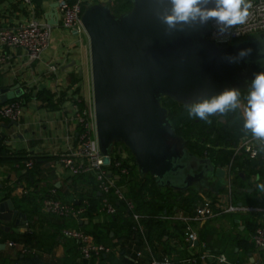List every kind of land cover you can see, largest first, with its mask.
Segmentation results:
<instances>
[{
	"label": "crops",
	"instance_id": "1",
	"mask_svg": "<svg viewBox=\"0 0 264 264\" xmlns=\"http://www.w3.org/2000/svg\"><path fill=\"white\" fill-rule=\"evenodd\" d=\"M51 2L32 0L31 4H26L22 0H0V26L25 22L32 16L47 22L46 12ZM85 34L81 33L78 38L69 39L61 46L47 47L38 58H30L26 50L20 47L2 48L0 45V52L5 51L9 55L0 68V86L18 84L22 93L15 99L29 94L27 100L22 101L24 107L16 124H11V120L0 121L1 143L12 155L0 158V200L10 198L14 207L26 216L23 224H16L15 219L0 220V264H149L152 258L169 256L180 259L190 253H200L203 251L201 243L209 252H223L230 261L238 264H264V249L255 246L252 233L246 227L248 218L256 220L264 216L262 213L221 212L202 220H191L187 225L196 231L199 241L193 246L189 245L185 240L184 224L173 218L172 214L192 213L204 196L195 197L188 210L175 206L172 213L161 211L158 217L170 220L169 225H166L162 236L151 239L147 237V227L141 220L140 227H132V232L126 229L124 212L120 207L116 214L121 220L115 228L108 225L110 216L104 214L94 213L89 218L85 216L83 223H80L77 219L59 217L42 210L41 199L52 186L60 198L74 203H78L80 198H89L95 191L101 195L95 181L90 182L88 178L73 180L57 158L61 150L75 142L78 127L73 118L74 97L82 98L86 103L89 95V76L85 65L90 53ZM45 93L51 95L50 101ZM12 99L0 102V106ZM12 126L15 129H10ZM19 156H24L21 158L23 161L25 157L32 156L38 159V163L28 171L19 164ZM254 173L252 171L250 175ZM210 181L208 187H211L209 189L214 197L223 195L225 179L214 178ZM180 193L177 203L182 205L188 196V189ZM258 196L260 199L261 194ZM173 221L181 226L176 229ZM79 225L95 231L99 240L110 246V251L90 259L80 257L75 242L60 233L63 226ZM242 237L248 241L246 247L245 242L238 241ZM10 240L16 244L10 246ZM23 246L26 247L25 251H22ZM197 264L217 262L206 256Z\"/></svg>",
	"mask_w": 264,
	"mask_h": 264
},
{
	"label": "water",
	"instance_id": "2",
	"mask_svg": "<svg viewBox=\"0 0 264 264\" xmlns=\"http://www.w3.org/2000/svg\"><path fill=\"white\" fill-rule=\"evenodd\" d=\"M130 2L131 9L119 15L112 13L109 3L100 1L85 6L81 14L89 42L95 129L102 161L109 163L113 143L120 142L133 155L140 174L150 173L160 187L181 191L195 180L203 185L224 178L225 170L219 164L186 147L161 98L172 97L186 108V103L201 95L218 94L225 88L248 91L253 74L264 70V32L227 44L208 40L207 25L168 35L156 15L158 9L170 7L167 0ZM57 3L52 0L46 12L49 24L57 23ZM245 48L252 49L245 60L227 61V56ZM21 93L18 84L0 86V102ZM25 217L10 198L0 200V220L15 219L16 224H23Z\"/></svg>",
	"mask_w": 264,
	"mask_h": 264
},
{
	"label": "built area",
	"instance_id": "3",
	"mask_svg": "<svg viewBox=\"0 0 264 264\" xmlns=\"http://www.w3.org/2000/svg\"><path fill=\"white\" fill-rule=\"evenodd\" d=\"M26 4H31L32 0H22ZM91 0H57V23L61 27L75 32L77 34L85 33V29L81 20V14L85 6L90 4ZM106 2L107 0H93ZM253 7L250 9V15L247 21L234 27L231 31L235 34L225 38L223 43H218L213 38L215 32L214 22H210L208 26L209 33L206 38L217 44H227L237 41L243 37H251L254 33L264 32V0H252ZM53 24L41 22L36 16H32L25 22H16L0 26V45L3 47H20L28 53L30 58H38L42 52L48 47L50 42V28ZM9 55L5 51L0 52V68L7 60ZM80 101V98H76ZM73 118L78 127L75 136V142L61 150L57 154L59 164L70 175H87L91 174L95 178L97 189L102 197L97 208L98 214L112 216L117 212V206L114 201H122L129 211L132 221V227H140V219L142 215L135 210L134 203L130 197L126 195L125 181H120L121 177L125 179L129 176L130 164H124L128 153L123 143L114 142L111 147L109 163L102 161L100 148L96 136L95 117L93 102H84L82 107L74 102ZM22 101L20 99H12L0 106V121L2 120H18L21 114ZM230 148L233 154L228 162L219 164L225 170V191L223 195L216 197H204L202 202L197 205L193 212L185 214H172V217L182 222L184 225L185 240L189 245L193 246L198 240L195 230L187 224L191 220H202L205 218L216 216L221 212L233 213L243 212L252 215H264L263 196H260L259 202L256 204H244L234 200L231 180L234 177L232 164L234 156H240L242 159L260 158L264 160V152L259 151V144L252 139L251 135H241L236 142H233ZM253 153H256L254 156ZM111 156L114 157L113 164ZM34 166V159L28 156L24 161V168L30 169ZM259 164L256 168H259ZM258 173H254L248 177L253 184L257 183L256 177ZM89 199L83 198L78 203L65 200L57 195L55 187L49 188L47 194L41 199L42 210L48 214L59 217L74 218L81 220L85 218V212L89 207ZM256 225L251 234V239L255 246L264 249V216L256 218ZM63 237L72 239L77 246L79 256L84 259H90L92 256H101L110 251V246L104 242L96 241L90 233L80 226H63L60 230ZM10 246L16 243L12 240L8 241ZM203 251L200 253H190L187 256L174 259L169 256L162 258H152L149 264H197L199 260L210 256L217 264H238L230 261L223 252L213 253L205 248V244L201 243ZM26 247H22L25 251ZM40 264H47L42 262Z\"/></svg>",
	"mask_w": 264,
	"mask_h": 264
},
{
	"label": "trees",
	"instance_id": "4",
	"mask_svg": "<svg viewBox=\"0 0 264 264\" xmlns=\"http://www.w3.org/2000/svg\"><path fill=\"white\" fill-rule=\"evenodd\" d=\"M112 1H113V5L111 6V10L117 14L121 13L123 11H127L129 9L130 0H124V2H120V0H111L109 3H111ZM76 91H77V89H76ZM45 94H46V99L48 101H50L51 95L49 93H45ZM28 97H29V94H24L22 96V98H20V100L25 101V100H27ZM13 99H15V98H13ZM73 101L76 102L79 105V107H82L84 105V101L82 98L80 99V101H76V98L74 97ZM161 103L167 108L168 117L172 121V123L175 127V131L178 134L182 135L183 134L182 129L187 127V124L184 121L187 119V116L184 115L187 112V108H184L182 104H180L179 107L173 106L172 103L170 102V98H168L167 96H163L161 98ZM213 117L216 118L215 116H213ZM224 117L226 120H230V122L232 124H235L236 130L240 127L243 128L244 122L239 123L237 121L238 117H237L236 112H229ZM218 123H219V125H225L222 127L225 128V130H227V126H226L225 121L224 122L218 121ZM208 124H210V123H208ZM206 131H209V130H206ZM226 132L228 133L229 130ZM244 134L251 135L250 133H246V132L241 134V135H244ZM241 135H237L234 138L232 135L227 134V135L223 136V138L225 141L230 143L229 146H231L232 143L236 142ZM184 139H185V137H184ZM210 143L218 144L217 139H215V138L209 139L207 146L204 147L205 152L203 150L199 154L197 151L198 149L196 147L195 142H190L187 138L185 139V145L190 151H192L196 154H199V155H201L203 153L202 155L209 156L211 158V160L216 164H220V163L223 164V163L228 162L230 160V158L233 154V150L229 146L223 152L222 158L220 159V157H217V155H215L214 153H212L210 151L212 149V148H210ZM123 146L128 153V156H127V158L124 159L123 163L124 164H130L129 165L130 171H129L128 178L125 179V177L122 176L120 179V181H125V182L129 181L130 182L128 190L126 191V195L128 197H130L134 203L133 210H135L136 212H138L142 215L140 220L143 221L147 227V230H146L147 237L149 239H151L154 236H156V237L162 236V234H164L165 227H166V225L167 226L169 225L168 223L170 220H163L160 217H158V214L163 210H165L166 212L172 213L174 211L175 206H180V207L184 208L185 210H188L189 206L194 201L195 197H197L196 190L188 188V196L185 197L183 204L181 205V204L177 203V200L181 195V193H180L181 191L174 189V188H171V187L159 188L154 177L150 173L147 172L144 175H141L138 168H137V165L135 163L133 155L131 154L129 149L124 144H123ZM3 157H12V155L8 154L6 148L4 147V145H2L1 140H0V158H3ZM22 157H24V156H19L17 159L19 161V164L22 165V167L24 168V161L25 160L23 161V159H21ZM25 159H26V157H25ZM33 159H34V166H35L38 163V159L34 158V157H33ZM113 160H114V157L111 156L110 164H113ZM258 164L260 166H259V168H256V165H258ZM32 168L26 169V170L29 171V170H32ZM232 170L234 171V177H236V180L238 179L241 182L237 186V188L233 190L235 199H237V200L240 199L245 203H251V202L257 203V202H259L258 194H261L263 196V200H264V192L257 190L258 189L257 184L258 183H264V160L263 159L255 158V159L250 160L248 158L242 159L240 156H234V160H233V164H232ZM252 171L255 173H258L260 180L259 181L257 180L258 183L256 185H254L252 190H249L251 187L244 186L243 184L247 180L248 172L251 173ZM70 177H72L73 180H75V178H78V179L88 178L90 182L95 181V178L91 174L70 175ZM95 184H96V181H95ZM96 188H97V185H96ZM256 191H257V193H256ZM100 198H101V195L98 194L97 191H95V193H93L92 196H89L88 199H89L90 204H89L87 211L85 212V216H87L89 218L94 213H97V208L99 206ZM81 199L82 198H80L79 201ZM262 202L264 203V201H262ZM114 203L116 204L117 208L120 207V209L124 212V216H125L124 225L126 226V229L129 232H132L133 231V228H132L133 223L130 219L129 211L126 209V207L122 201H114ZM119 220H121L119 215H117L115 213L114 216L113 215L110 216V221H109L108 225H110L111 228H115V227H117ZM78 221L81 223L83 221V219L78 220ZM256 223H257L256 220H254L253 218L247 219V226L246 227L250 233L253 232ZM173 225L176 229H178L181 226L180 224H178L176 222H174ZM79 226L82 227L81 225H79ZM85 230L88 233L93 234L94 235L93 238L96 241H101V240H99V236L97 235V233L95 231H92L89 229H85ZM238 241L239 242H245V244H244L245 247L248 245V241L244 237L239 238ZM75 245H76V243H75Z\"/></svg>",
	"mask_w": 264,
	"mask_h": 264
},
{
	"label": "clouds",
	"instance_id": "5",
	"mask_svg": "<svg viewBox=\"0 0 264 264\" xmlns=\"http://www.w3.org/2000/svg\"><path fill=\"white\" fill-rule=\"evenodd\" d=\"M164 3V0H158ZM170 7L162 11L157 10V18L166 25V34L186 29L198 30L208 25L215 24L213 38L218 43H223L225 38L233 35L231 30L244 24L253 7L252 0H167ZM213 6H209V5ZM252 49H241L235 56H227L229 63H238L251 55ZM264 52V49L261 50ZM264 69V67H261ZM246 104L241 103L239 88H225L218 94L211 96L201 95L191 103H186L187 113L191 118H199L211 123V116H225L229 112L242 110L243 129L250 133L252 139L259 144V151L264 152V70L253 74L245 97ZM255 156L256 153H253ZM256 179L259 181L260 177ZM258 190L264 192V183L257 184Z\"/></svg>",
	"mask_w": 264,
	"mask_h": 264
},
{
	"label": "rangeland",
	"instance_id": "6",
	"mask_svg": "<svg viewBox=\"0 0 264 264\" xmlns=\"http://www.w3.org/2000/svg\"><path fill=\"white\" fill-rule=\"evenodd\" d=\"M91 3H93V0L90 1ZM120 2H124V0H120ZM90 3V4H91ZM110 6L113 5V1L111 3H109ZM132 7V3L130 2L129 4V9L130 10ZM112 13L114 15H119L120 13H115L112 11ZM85 34V33H84ZM259 33H254L252 34V36H255ZM81 34H73L71 33L69 30L58 26V25H52L50 28V42L48 44L49 46H61L62 43H66L68 42L69 39L72 38H78ZM86 35V34H85ZM87 36V35H86ZM89 54V51H88ZM87 65H85V67H87V73H88V78H89V95L87 97V102L88 103H92L93 102V98H92V83H91V69H90V56H87ZM241 91V103L246 104V100L245 97L248 93L247 90L245 89H240ZM168 98H170V102L172 103L173 106L179 107L180 104H182L180 101L167 96ZM24 107V106H23ZM22 107V109H23ZM237 117H238V122L239 123H243V115H242V110H237L236 111ZM184 115L187 116V119L184 120L185 123L187 124V127L182 129V135L183 137H185V139L187 138L190 142H195L196 147H197V151L200 154L203 150L205 152V148L207 146V143L209 142V139H217V143L218 144H213L210 143V148H212L210 151L212 153H214L215 155H217V157H220V159L222 158V154L223 152L226 150V148L230 145V143H228L227 141L224 140L223 136L229 134L232 135L234 138L237 135H241L243 133H245L243 128H238L237 130L235 129V124H232L230 122V120H226L225 117L223 116V119H219V115H214L216 118H214L213 116H211L209 119L211 120V123L208 124L205 121L200 120L199 118H191L189 117L188 113L186 112ZM229 117V116H228ZM222 121V122H226V126H227V130H225V128H223L222 126L225 125H219L218 121ZM241 126V125H240ZM10 129H15L14 126H12ZM209 130V131H206ZM229 132L227 133L226 131ZM230 147V146H229ZM203 154V153H202ZM201 154V155H202ZM251 173L248 172L247 174V180L246 182H244V186H248L253 188V182L250 181L248 179V177L250 176ZM125 190H128V187L130 185V182H125ZM240 180H236V177H233L231 180V188H232V193L233 190L237 188V186L240 184ZM211 184L210 180H207L203 185H200L198 181H194L193 185H191V189H194V186H199L198 187V191L197 196L199 198L201 197H214V193L211 191V187H208V185ZM225 191V188H223ZM258 190V189H257ZM257 193V191H256ZM220 194V193H219ZM213 195V196H212ZM234 195V193H233Z\"/></svg>",
	"mask_w": 264,
	"mask_h": 264
}]
</instances>
